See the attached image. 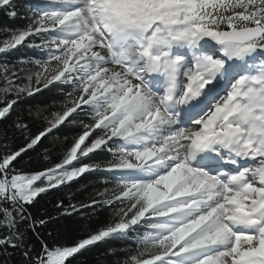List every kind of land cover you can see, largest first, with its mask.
<instances>
[{
	"label": "snow or ice",
	"instance_id": "snow-or-ice-1",
	"mask_svg": "<svg viewBox=\"0 0 264 264\" xmlns=\"http://www.w3.org/2000/svg\"><path fill=\"white\" fill-rule=\"evenodd\" d=\"M0 12L27 21L4 29L0 54H40L0 62L2 135L10 123L23 139L0 145V264H89L100 248L115 264H264V0H0ZM45 91L61 95L18 111ZM33 153L49 163L20 171ZM91 175L105 187L88 202L33 214ZM98 209L112 216L93 227ZM62 219L75 237L49 230Z\"/></svg>",
	"mask_w": 264,
	"mask_h": 264
},
{
	"label": "trees",
	"instance_id": "trees-1",
	"mask_svg": "<svg viewBox=\"0 0 264 264\" xmlns=\"http://www.w3.org/2000/svg\"><path fill=\"white\" fill-rule=\"evenodd\" d=\"M27 23L24 19H10L8 15L4 12H0V39L6 38L8 33L4 29H19L25 26ZM39 53L34 52L33 49L24 48L22 51L17 52L15 55H8L7 57L0 54V62L16 63L20 58L28 57H39ZM60 93H48L45 91L43 94L38 93L35 97L29 98L27 102L21 104L20 110L28 109L34 105L40 104L41 102H51L52 98L55 96L59 98ZM6 126L4 123L0 122V145L7 143L12 148H17L23 143L22 137L18 132L14 133L11 129L10 123L7 125L8 139L5 141L3 138V132ZM35 130V129H34ZM61 139L63 137L61 136ZM2 150V149H0ZM54 159V158H53ZM28 162L27 168H22L20 171L25 173H31L36 171H41L49 163L48 160L42 158V154L33 153L30 157L26 158ZM87 175V174H86ZM75 187L71 189H66L64 192H59L55 189L52 193L46 195L43 199L39 201L35 208L32 209L33 214L36 216H46L49 213L55 215L54 204L58 199H63L65 204L70 201L72 203L88 202L89 198L96 194L97 191H103L105 185L100 176L91 175L89 179L85 180L83 177L80 178V183L77 185L73 182ZM80 185H83L81 188ZM63 187V186H62ZM54 193V194H53ZM112 214L108 211L98 209L92 216L93 227L99 226L107 222L111 218ZM65 225L70 226L71 230L66 233ZM75 222L73 220H61L59 224L51 225L49 230L53 231L62 241L65 239L66 235L68 238L75 237L77 233L75 232ZM47 235V233H45ZM113 245H120L121 242L113 241ZM127 250H131L132 245L128 244ZM105 248H100L97 251L88 254L89 264H115V258L105 255ZM16 259H19L17 257Z\"/></svg>",
	"mask_w": 264,
	"mask_h": 264
}]
</instances>
